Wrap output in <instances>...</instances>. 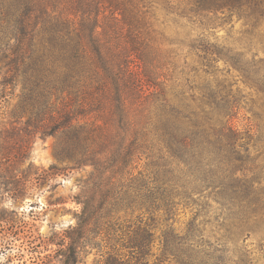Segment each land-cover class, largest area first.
Instances as JSON below:
<instances>
[{"label":"trees","instance_id":"obj_1","mask_svg":"<svg viewBox=\"0 0 264 264\" xmlns=\"http://www.w3.org/2000/svg\"><path fill=\"white\" fill-rule=\"evenodd\" d=\"M182 1L178 13L172 0H0V102L21 89L11 128L0 133V190L18 196L27 186L37 135H60L58 156L94 170L76 198L81 210L62 264H81L89 231L105 242V264H264L260 130L236 124L243 107L233 84L194 79L216 77L222 61L264 99V59L226 50L206 33L236 17L246 44H264V0ZM169 14L199 26V35H170ZM143 156L150 172L140 173L126 203L115 178ZM59 172L51 166L35 180ZM207 191L221 207L216 222L192 198ZM191 206L192 218L176 227Z\"/></svg>","mask_w":264,"mask_h":264},{"label":"rangeland","instance_id":"obj_2","mask_svg":"<svg viewBox=\"0 0 264 264\" xmlns=\"http://www.w3.org/2000/svg\"><path fill=\"white\" fill-rule=\"evenodd\" d=\"M172 1V5L179 7L178 13L186 7L182 0ZM160 15L164 17L165 12L160 11ZM174 19L178 23L171 22ZM168 20L170 22L167 24V30L173 37L191 40L200 33L199 26L191 24L186 18H180L178 14H169ZM246 30L244 21L235 17L227 24L210 26L206 33L212 42L218 43L226 50H231L233 53H247L250 50L258 56L257 58L264 59L263 40L257 37L252 45L246 44ZM184 54L190 66H199L196 53L186 49ZM215 66L220 72L216 77L200 73L199 77L194 78L195 83L203 86L206 82H212L216 85L217 81L225 80L227 84H233V92L240 107H243V113L236 124L240 128L254 127L260 130L258 136L261 142L255 143L259 148L264 145L262 95L255 89L245 86L237 72L232 70L230 74L227 73L230 67L224 62L221 61ZM238 89L240 93H237ZM14 92V95H8L3 102H0V133L11 128L10 117L19 102L20 85ZM60 139V135L45 138L39 135L33 136L30 140L29 158L33 163V174L27 177L30 179L27 186L18 196L0 190V264H62L63 251L70 244L66 239L67 233L71 226L76 225V215L81 210L76 198L83 191L89 190L94 170L91 166L75 168L73 161L61 159L58 156ZM149 163L150 160L143 156L133 163L129 174L118 175L115 178V182L124 184L123 192H128L126 203L136 198V182L140 178V173L150 172L147 169ZM51 166H56L60 170L59 175L48 176L41 181L35 180L43 172H48ZM210 193L207 191L202 194L203 198L195 193L192 198L201 204H206L207 219L216 222L215 218L221 213V207L215 196ZM193 209L192 207L179 211L176 227H185L192 218ZM138 213L136 212L134 216H138ZM126 215L122 212L119 217L123 218ZM213 227L210 224L205 227L208 235L212 236V232L215 231ZM262 236L261 233L255 234L247 243L252 248H256ZM85 244L79 255L81 264H105V242L100 238L95 239L89 231ZM157 248L158 246L155 245L153 253H157Z\"/></svg>","mask_w":264,"mask_h":264}]
</instances>
